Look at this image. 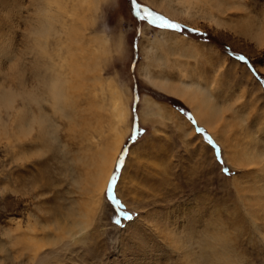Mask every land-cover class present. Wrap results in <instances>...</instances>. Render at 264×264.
<instances>
[{
	"label": "rangeland",
	"instance_id": "374dc122",
	"mask_svg": "<svg viewBox=\"0 0 264 264\" xmlns=\"http://www.w3.org/2000/svg\"><path fill=\"white\" fill-rule=\"evenodd\" d=\"M46 1L0 0L5 90L19 77L16 62L27 65L37 55L32 26ZM193 1L198 24L171 18L154 0H98L85 12L79 33L107 41L105 54L97 53V73L118 87L129 107V132L98 205L80 185L78 128L69 130L61 116L57 143L42 144L36 131L17 141L9 117L14 112L0 109L9 124L0 132V264H191L187 237L200 253L202 239L214 234L231 247L220 264H264V213L244 204L264 185V0ZM148 13L154 15L140 18ZM60 14L71 28V14ZM55 43L49 40L52 51ZM147 69L175 83L183 77L201 83L227 108L229 133L218 141L187 103L146 81ZM147 99L180 118L144 122ZM244 143L262 160L231 166L229 145L241 151ZM201 254L214 262L210 249Z\"/></svg>",
	"mask_w": 264,
	"mask_h": 264
},
{
	"label": "bare ground",
	"instance_id": "6f19581e",
	"mask_svg": "<svg viewBox=\"0 0 264 264\" xmlns=\"http://www.w3.org/2000/svg\"><path fill=\"white\" fill-rule=\"evenodd\" d=\"M97 1L47 0L41 7V18L36 25L32 26V35L39 40L38 45H36L37 55L27 65L24 63L17 64L16 62L14 70L20 67L19 77L15 82H12L9 89L5 90L0 83V90L2 88L0 92V109L4 108L7 111L14 112L9 114V117L12 120V125L14 124L13 135L17 141L29 137L36 131L38 134L37 140L42 144L57 143L60 128L58 119L61 116L68 120L69 130L78 128L76 129L77 138L80 141V150L84 152L83 156H78L76 160L80 163L83 172V177H80V181H82L80 185L82 184L84 189L89 191L92 203L101 201L111 179L126 134L129 132L126 125L129 107L125 98L118 91L116 85L105 82L99 75L100 73H97L98 67L100 69V58L97 53L103 52L107 41L104 38L95 40L86 37L82 32L79 33L80 25L87 20L85 12L87 10L89 12L91 7L98 3ZM154 1L158 8L173 19L192 24L199 23V16L194 10V4H192L194 3L193 0ZM52 3L58 9H53L51 7ZM59 9H61L60 12ZM197 9H200V7ZM60 13L71 14V28L60 21L61 18L64 19ZM212 17L211 19L215 20V16ZM200 18L209 20L206 15ZM57 24L61 27H57ZM63 35L70 40L69 43L71 42V44L63 41ZM164 36L165 38L178 37L169 33H164ZM51 38L56 40V48L53 51L52 47L50 48L51 44H49ZM182 38L187 40L184 37ZM95 41H97V44L94 45ZM73 44H76V46L74 47ZM64 51L68 57H63ZM145 71L143 76L148 83L166 90L170 95L179 97L187 103L197 122L208 128L218 141H220L219 136L229 133L231 126L225 118V109L227 108L219 105L217 99L211 96L201 83L191 82L184 77L179 83H175L169 77L156 78L148 72V69ZM47 105L51 109H48ZM162 107V105L151 99L145 100V106L141 110V118L144 122L151 117L180 118L178 113L164 111ZM7 127H9V124L7 125L0 114V132L3 130L7 133ZM254 148L251 144H245L239 151L237 147L230 144L227 150L228 162L236 168L258 164V160H262L263 157L258 155ZM262 165L260 169L264 177V165ZM261 171L257 173L256 178H260ZM256 187L258 193L255 191L256 189L254 191L258 196L255 194L256 198L253 200L252 198L250 200L245 198L244 202L246 201V203L244 204L248 206L250 204L254 208L257 207L256 210L261 214L264 213V185L263 187ZM97 203L96 205H98ZM251 214L253 215V212ZM187 238L189 243H186V245H189L186 250L189 249L190 253L185 251L184 254L187 257L190 256L188 260L191 264H198V262L199 264H210V262H213L207 256L201 254L202 250L210 249L215 257L214 261L220 263L227 258V253L231 252V247L223 242L222 237L217 236V234L202 239L200 253V250H193L191 247L194 245V243H190L192 237L188 236ZM216 243H221V250L216 249ZM178 244H175L176 248H183V244ZM184 247L186 248V246Z\"/></svg>",
	"mask_w": 264,
	"mask_h": 264
},
{
	"label": "snow or ice",
	"instance_id": "6c2138e0",
	"mask_svg": "<svg viewBox=\"0 0 264 264\" xmlns=\"http://www.w3.org/2000/svg\"><path fill=\"white\" fill-rule=\"evenodd\" d=\"M130 2L131 3H135V0H130ZM143 11V10H142ZM150 15H154L153 13H148V14H146V15H144V16H141L140 18L141 19H145V20H147L148 18H149V16ZM157 19H162L161 17H157ZM152 23H155V21L153 20V21H151ZM162 26H164V27H177L176 25H171V24H168L167 22H164L163 24H162ZM226 171H227V169H226ZM130 218V217H129Z\"/></svg>",
	"mask_w": 264,
	"mask_h": 264
},
{
	"label": "clouds",
	"instance_id": "9594fccd",
	"mask_svg": "<svg viewBox=\"0 0 264 264\" xmlns=\"http://www.w3.org/2000/svg\"><path fill=\"white\" fill-rule=\"evenodd\" d=\"M198 264H199V262H198ZM210 264H220V262L219 261H214V262H210Z\"/></svg>",
	"mask_w": 264,
	"mask_h": 264
}]
</instances>
